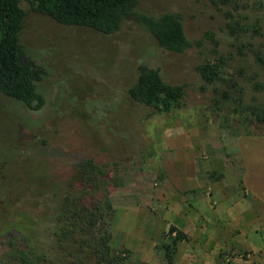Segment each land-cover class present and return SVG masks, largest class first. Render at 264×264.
<instances>
[{"label":"rangeland","instance_id":"1","mask_svg":"<svg viewBox=\"0 0 264 264\" xmlns=\"http://www.w3.org/2000/svg\"><path fill=\"white\" fill-rule=\"evenodd\" d=\"M231 1L226 5L230 9L236 5ZM138 2L146 12H181L185 33L192 41L210 31L219 49L227 51L234 40L222 28L228 18L212 0ZM20 4L26 11L21 40L46 68L38 83L45 103L31 111L0 93V232L11 228L23 232L27 244L44 253L45 264H95L74 244L59 243L56 234L62 227L57 216L65 194L71 191L74 164L93 156L118 170L114 172L116 184L97 190L111 203L102 224L110 235L113 262L168 264L163 246L176 235L169 227L174 222L186 226L184 213L190 210V202L183 200L190 190H178L174 178L183 177L184 169L213 183L221 176H239L238 145L264 143V136L248 134L244 116L233 110L201 114L193 107L154 113L145 120L151 109L131 102L126 88L135 80L137 66L152 62L160 66L167 81L188 85L192 103L208 101L203 95L195 97L192 90L201 82L194 71L199 51H208L212 43L169 52L133 21L115 33L102 34L32 11L26 0ZM245 12L234 10L240 17ZM249 36L242 38L249 40ZM252 40L264 42V36ZM237 62L224 67L225 76L234 73ZM260 79L264 82V73ZM245 100L264 105V88L249 87ZM179 241L171 264H179ZM234 254L245 257L247 252Z\"/></svg>","mask_w":264,"mask_h":264},{"label":"trees","instance_id":"2","mask_svg":"<svg viewBox=\"0 0 264 264\" xmlns=\"http://www.w3.org/2000/svg\"><path fill=\"white\" fill-rule=\"evenodd\" d=\"M26 1L32 11L59 23L91 28L102 34L115 33L125 22L133 21L169 52L182 53L192 46L205 48V43H212L208 51H199L201 57L194 65V71L201 82L194 87L196 90H192L195 97L203 95L208 101L192 103L188 85L167 81L160 66L152 62H141L137 66L136 78L126 88L128 99L151 109L145 120L154 113H178L193 107L201 114L233 110L244 116L248 134L264 136V105L245 100L249 87L258 91L264 88L260 79L264 73V42L252 40L264 36L263 0H212L228 18L223 30L234 37L227 51L219 49V42L210 31L200 39L190 40L181 12H146L139 8L138 0ZM230 1L236 4L232 9L226 6ZM20 2L0 0V93L28 110L37 111L45 103L38 83L46 75V68L35 60L21 40L26 11ZM238 9L246 10L242 17L234 13ZM247 33L249 40L242 38ZM233 60L238 61L236 65L233 63L234 73L225 76L223 69L231 66ZM119 151H122L121 147ZM144 155V152L139 154L141 162ZM116 171L107 161H98L93 156L78 159L74 164L71 191L65 194L57 216L62 225L56 233L59 243L74 244L79 253L91 258L95 264H115L110 253V235L102 224L111 203L107 195L99 196L97 190L104 184H116ZM11 229L5 234L0 232V236L3 234L0 264H45L44 253L30 247L23 232ZM173 231L176 235L163 246L168 264L172 262L177 242L186 239L185 233L171 225L169 232Z\"/></svg>","mask_w":264,"mask_h":264},{"label":"crops","instance_id":"3","mask_svg":"<svg viewBox=\"0 0 264 264\" xmlns=\"http://www.w3.org/2000/svg\"><path fill=\"white\" fill-rule=\"evenodd\" d=\"M235 151L239 176L213 183L184 169L174 178L178 190H190L183 199L188 222H174L188 235L177 245L179 264H264V143H240Z\"/></svg>","mask_w":264,"mask_h":264}]
</instances>
